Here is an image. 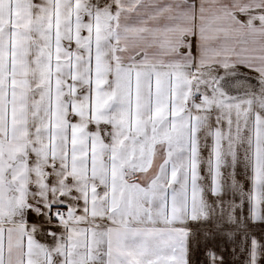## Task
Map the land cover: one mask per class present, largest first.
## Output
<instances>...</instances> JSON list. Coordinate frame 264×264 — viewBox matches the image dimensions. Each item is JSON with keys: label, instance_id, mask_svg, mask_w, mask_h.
I'll list each match as a JSON object with an SVG mask.
<instances>
[{"label": "crops", "instance_id": "1", "mask_svg": "<svg viewBox=\"0 0 264 264\" xmlns=\"http://www.w3.org/2000/svg\"><path fill=\"white\" fill-rule=\"evenodd\" d=\"M131 2L140 0H48L41 16L32 0H0V264L132 256L127 230L109 227L104 217L118 216L122 199L131 203L142 184L160 180L166 166L171 171L170 160L174 181L179 175L187 183L190 157L195 172L202 89L191 87L194 74L189 80L172 71L178 61L166 47L147 64L131 63ZM205 2L224 41L221 59H264V0ZM193 15L188 30L201 25ZM160 16L147 25L149 33L160 31ZM250 88L229 85V95L243 97ZM247 120L249 139L264 157V113L253 105ZM199 135L203 148L208 130ZM167 190L162 183L154 199L136 206L158 222L147 225L152 231L178 236L163 221ZM62 198L69 217L51 240L44 234L49 222L34 213Z\"/></svg>", "mask_w": 264, "mask_h": 264}, {"label": "snow or ice", "instance_id": "2", "mask_svg": "<svg viewBox=\"0 0 264 264\" xmlns=\"http://www.w3.org/2000/svg\"><path fill=\"white\" fill-rule=\"evenodd\" d=\"M32 4L36 6L34 12L46 16L48 0H32ZM135 9L136 19L126 36L131 63L147 64L151 58L148 49L153 46L147 25L168 14L178 29L166 42V50L172 51L178 61L170 67L174 72L185 73L189 80L198 74L191 85L202 89L196 92L198 101H202L197 108V113L202 114L196 136L198 163L194 172L190 157L189 178L184 183L179 175L173 180L176 161L170 160L171 171L166 166L160 180L142 184L141 196L133 197L131 203L122 199L118 216L104 217L109 227L119 225L127 230L124 244L134 250V255L114 260L107 253L94 254L91 260L85 258L86 264H264V157L256 153L249 139L247 120L253 105L264 113V59L243 55L239 59H221L224 41L218 34L212 6L205 0H175L164 8L157 0H140ZM196 9L200 11V27L183 28L189 12ZM191 19L195 23L194 15ZM229 85L251 88L240 97L229 95ZM209 102L212 106L205 107ZM205 129L208 135L202 148L199 132ZM188 151L191 152L190 147ZM131 166H136L135 158ZM162 183L168 187L164 192L163 221L174 232L178 230V236L152 231L147 225L158 222L150 210L136 206L137 200L154 199ZM68 207L62 198L60 203L44 205L42 211L34 213L35 220L49 222L44 230L49 239L60 236L59 209L67 211ZM33 226L42 227L35 222ZM195 253L201 259L197 260ZM61 260L75 264L63 256Z\"/></svg>", "mask_w": 264, "mask_h": 264}, {"label": "rangeland", "instance_id": "3", "mask_svg": "<svg viewBox=\"0 0 264 264\" xmlns=\"http://www.w3.org/2000/svg\"><path fill=\"white\" fill-rule=\"evenodd\" d=\"M174 2H175V0H171V1L163 0L159 4H160L161 8H164L168 4H172ZM132 3L133 2H131V8L130 9L132 11H134L135 10V3H137V2H134L133 4ZM194 15H195V17H198V19L200 21L199 9H196L194 11ZM158 21L161 24V26L159 28L160 31H158L156 33H149L150 37L152 38V45H153L151 48L148 49L150 56L153 53L158 52L160 50L161 46H162V51H164V47H166L167 40L173 38L177 34V31H178V29L174 26L175 22L169 20L168 14L161 15L159 17ZM186 26H187V19H186V21L183 22V28H186ZM195 28H197V27L195 26ZM156 45H158L159 47H156ZM176 52H178V50H176ZM167 54L172 55V56H174V58L177 59L176 55H174L172 51H168ZM197 75L198 74L194 73V80H195Z\"/></svg>", "mask_w": 264, "mask_h": 264}, {"label": "built area", "instance_id": "4", "mask_svg": "<svg viewBox=\"0 0 264 264\" xmlns=\"http://www.w3.org/2000/svg\"><path fill=\"white\" fill-rule=\"evenodd\" d=\"M59 211L61 212L60 222H65L69 217L68 211H64L63 208L59 209Z\"/></svg>", "mask_w": 264, "mask_h": 264}]
</instances>
